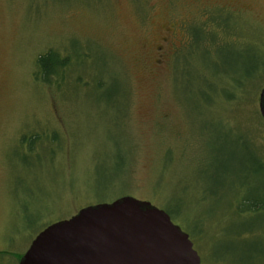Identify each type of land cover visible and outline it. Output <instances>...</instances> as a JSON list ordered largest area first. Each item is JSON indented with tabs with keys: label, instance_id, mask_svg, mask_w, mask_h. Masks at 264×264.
<instances>
[{
	"label": "rangeland",
	"instance_id": "rangeland-1",
	"mask_svg": "<svg viewBox=\"0 0 264 264\" xmlns=\"http://www.w3.org/2000/svg\"><path fill=\"white\" fill-rule=\"evenodd\" d=\"M263 89L264 0H0V264L124 197L201 264H264Z\"/></svg>",
	"mask_w": 264,
	"mask_h": 264
},
{
	"label": "water",
	"instance_id": "water-1",
	"mask_svg": "<svg viewBox=\"0 0 264 264\" xmlns=\"http://www.w3.org/2000/svg\"><path fill=\"white\" fill-rule=\"evenodd\" d=\"M259 110L264 119V89ZM19 264H201V258L165 211L124 197L49 226Z\"/></svg>",
	"mask_w": 264,
	"mask_h": 264
},
{
	"label": "trees",
	"instance_id": "trees-1",
	"mask_svg": "<svg viewBox=\"0 0 264 264\" xmlns=\"http://www.w3.org/2000/svg\"><path fill=\"white\" fill-rule=\"evenodd\" d=\"M71 63L72 62L69 57L63 58L58 53L49 51L37 60L35 80L41 81L47 85L51 84L52 79L59 74H62L61 72L65 73L67 70L72 69Z\"/></svg>",
	"mask_w": 264,
	"mask_h": 264
}]
</instances>
